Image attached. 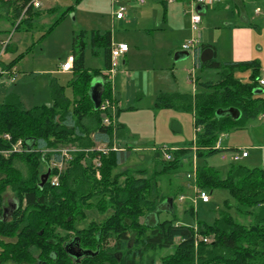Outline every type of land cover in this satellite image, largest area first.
I'll return each mask as SVG.
<instances>
[{
  "label": "trees",
  "instance_id": "16d2710c",
  "mask_svg": "<svg viewBox=\"0 0 264 264\" xmlns=\"http://www.w3.org/2000/svg\"><path fill=\"white\" fill-rule=\"evenodd\" d=\"M31 1L0 0V10L7 14L15 31L23 24L31 30L29 21L42 12L41 8L29 7L20 20ZM160 2L166 4V0ZM257 2L255 6L264 10V0ZM85 37L81 32L73 38L71 99L64 95V87L54 84L50 107L24 109L14 94L0 104V212L8 199L17 204L13 216L0 221V264H155L156 256L173 246L174 251L161 257L160 264H264V169L231 165L227 178L222 180L215 168L195 165V160L223 152L214 149L221 136L245 128L250 119L264 114V98L255 93L260 86L261 66L256 61L220 63L213 59L201 63V52L209 46H199L195 66L218 70L220 80L200 83L203 91L193 95L160 94L155 102L158 110L193 114L194 141L189 147L166 149L169 160L164 157V147L154 148L151 170L117 172L133 148L122 143L130 134L117 123L118 106L109 74L111 32L93 31L90 35L97 50L94 54L103 58L102 68L97 69L85 65ZM15 63L2 66L10 70ZM237 69L251 71V82L236 80ZM98 78L103 81L102 100L109 99L116 106L115 126L104 125L102 112L95 111L91 102V83ZM229 108L241 112L239 120L227 114L217 116L218 110ZM5 135L11 137V142ZM20 140L25 151L5 154ZM115 141L118 150L103 153L95 148L101 144L112 149ZM69 146L95 150L73 154L59 173V186L51 185L50 175L42 184L43 175L56 173V169L49 170L50 162L62 161L59 153L45 151ZM16 162L25 165V176ZM181 175H192L194 179L187 177L176 187L161 190L163 179L177 180ZM194 184L200 190L228 189L236 201L239 218L221 214L209 225L195 220L190 204L184 218L175 215L161 220L164 211L175 214V201L187 195ZM162 205L168 210H160ZM89 208L112 213L101 223L92 222L80 229L78 223ZM151 215L156 216L154 223L141 222ZM70 247L74 252L82 251L81 257L74 256Z\"/></svg>",
  "mask_w": 264,
  "mask_h": 264
},
{
  "label": "rangeland",
  "instance_id": "374dc122",
  "mask_svg": "<svg viewBox=\"0 0 264 264\" xmlns=\"http://www.w3.org/2000/svg\"><path fill=\"white\" fill-rule=\"evenodd\" d=\"M122 4L127 6L125 19L132 18V16L135 17V13L131 11L132 4L130 3L128 6L126 0H120L115 7H113L111 0H60V3H58V10L54 14L44 17L46 13L41 12L39 16H34L32 20L29 21V26L32 28L31 30L27 29L28 25L23 24L20 29L15 31L11 23L0 22V37L2 39L9 36L10 32L11 34L13 33L10 41L12 48L2 55L1 61L7 65L16 61L11 70L12 72L16 71L17 76L15 82H11V79L7 74L0 77V83L4 84V86L0 85V104L5 103L7 97L14 94L18 96L24 109L30 110L37 106L50 107L53 104L52 88L54 83L64 87V95L66 98L71 99L72 90L69 84L72 79V74L71 72L66 75L58 73V67L63 62L60 58L64 56L67 59L68 56L73 54L74 35L84 32V35L86 36L84 48L85 65L88 69L101 68L103 66L102 57L94 54L97 50L91 44V30L107 28L109 25L111 26V23L105 25V20H110L112 15L116 18V11L119 7L124 6ZM222 11L227 15H232L235 11V7H227ZM62 16L63 19L55 26V28L49 34L45 35L44 33L46 30H48V28ZM187 19H189V17H187ZM106 30L111 32L112 26ZM262 30V36L259 32H255L257 36H260L261 40V44L259 45L261 51L258 52V50H255V55L260 57L258 61L261 64V69L264 67V28ZM201 33L202 26L199 27L197 34L199 35ZM191 38L192 35L189 40ZM226 40L227 39H225V41ZM16 47L17 50L15 49ZM75 49L79 51V48L75 47ZM218 51V57L216 60L219 62H225L227 58H230L229 55L230 52H232V48H230L229 44L223 43L218 47ZM149 55L150 52L146 56L147 60ZM158 57L161 59V62H163L159 63L158 70H153V68H151L152 65L146 67L152 72L150 75L153 74V77L150 75L149 77L145 73H140L142 77L138 75V84L133 82V85H131V79L126 83H122V85L125 86L122 90L132 92L133 89V107L136 108L133 110L121 109L124 106H128L126 103H122L123 106L119 105L118 108L117 123L125 125L134 137L123 142L124 145L133 148V151H131L129 159L120 166L117 172H124L127 169L151 170L154 166V162L151 160L154 148L164 147L166 149H171L177 147H189L195 138L194 118L191 113L181 111L176 112L171 109L157 110L155 108L156 98H154L152 105H149V99L147 98L148 95L143 98L139 95L137 99L135 95L141 90V88L149 95L153 93L155 94L161 90L162 92L167 93L180 92L194 94L195 92H200L202 89L189 82V85H185L187 86L186 88L180 86L179 91L177 87L172 89L171 85H173V77L175 76L176 79H179V76L184 75L185 79L188 77L189 80L190 76H193V78L213 82H217L220 79L218 70L196 68L193 65V58L190 55L181 61H175L173 58L171 64L175 65V67L171 70H163L162 67L166 66L164 64L166 57L161 55ZM140 60L141 57H139L137 62H140ZM118 64V67L114 70L113 83L115 74L121 70V63L118 62ZM250 76L251 71L249 70L244 71L237 69L234 72L235 79L243 83H250ZM257 90H262L260 95L264 98V87L259 86ZM221 140H223L224 145L229 148L228 151L223 152L227 157L226 160L222 159L223 153L220 152L206 158L195 160V165H206L215 168L222 180L227 178L231 165L240 164L249 169H264V121L262 115L250 119L245 128L241 130H233L224 134L221 136ZM114 145L117 148L118 142L115 141ZM123 147L124 146H122V148ZM95 148L97 150L108 149L101 144L96 145ZM95 148L83 150L74 146H69L59 149H49L45 152L68 149L74 152V155H78V153L83 151V153L92 152ZM236 149L246 151L249 157L247 159L233 162L230 158L231 151ZM15 166L24 176L27 174L26 167L23 163L16 162ZM65 167L63 169H65ZM58 173L59 171H56L57 176ZM186 178L185 175H181L177 180L172 178L171 180L163 179L160 183L161 190L166 192L165 190L169 188L170 185L176 187L177 184L185 182ZM203 191L209 196L208 203H203L197 198L195 199L194 190L190 187L187 195H181V197L175 201V214L165 212L164 210L168 209L165 205H162L160 206V210L164 212L161 213L159 218L161 220L171 219L175 215L178 218H184V210L190 204L194 207L195 220L202 221L209 225H212L221 214H229L235 219L239 218L235 208L236 201L228 189L208 188ZM12 195L13 194L9 191V198H11ZM84 213L85 218L81 219L78 223L80 229L86 228L92 222L101 223L102 220L112 212L107 211L105 214H102L96 208H89L84 210ZM155 218V215H151L147 220L142 218L141 222L152 224L155 222ZM174 248L175 246L165 249L162 253L158 254L156 256L155 264H160V258L166 254L172 253Z\"/></svg>",
  "mask_w": 264,
  "mask_h": 264
},
{
  "label": "crops",
  "instance_id": "0c3cea01",
  "mask_svg": "<svg viewBox=\"0 0 264 264\" xmlns=\"http://www.w3.org/2000/svg\"><path fill=\"white\" fill-rule=\"evenodd\" d=\"M126 2L128 3V6L130 3L132 4L131 11L135 13V17L132 16V18L125 19V16L123 19H117L112 15V18L110 20H105V25H109V23H111L112 46L126 44L129 47L128 52H126L119 58L118 62L121 63V70L115 74L114 83L112 76L111 82L113 86V97L117 103L118 108L119 105L123 106L122 103H126V105L128 106H124L121 109L133 110L134 108H136L133 107L134 91L133 89L132 92H129L128 90H122L123 88H125L122 83H126L131 79V85H133V82L135 84H138V75L142 77V73H145L147 76L152 73L148 70V68H146L147 66L152 65L151 68H153V70H158L159 63L161 62V59L158 57L159 55L166 57L164 61V64L166 66L162 67V69H173L175 67V65L171 64L173 58L175 59V55L178 52L184 51L183 45L189 40L192 32L190 29V21L189 19H187L189 15L186 14V0H177L172 4L166 3L165 5H163L160 0H126ZM58 3H60V0L45 2L40 10L46 13L44 17L54 14L58 10ZM257 3H259L257 2V0H219L217 4L208 7L198 5L196 9L202 17V21L200 24V27L202 26V33L199 34V46H209L210 48H212L214 50V59H216L219 52L218 47L223 43H226L229 44L230 48H232V52H230V58H227L225 62L220 63L256 61L261 66L260 62L258 61L260 57H258V55H255V50H258V52L261 51V47H259V45L261 44V40L260 36H257L255 32H259L262 36V29L264 28V10L258 6H255L257 5ZM232 6L235 7L236 11H234L232 15H227L222 11L227 7ZM123 7L127 8L126 5H124ZM256 9H260L261 13L256 14ZM0 22L10 23L7 14L2 10H0ZM111 26L109 25L107 26V28L102 29L98 28L99 30L92 29L91 31L108 32V30L106 29H109V27ZM225 39L227 40L225 41ZM1 40L3 39L0 37V41ZM11 48L12 47L10 44L9 49ZM15 49L17 50V47ZM149 52L150 55L147 60L146 56ZM72 56L73 54L68 57ZM190 56H192L193 65L195 66V56ZM139 57H141V60L140 62H137ZM60 59L63 60L62 63H64L68 58L66 59L64 56H62ZM101 59L103 62V58ZM2 64L7 65L5 63ZM60 66L58 67V73L65 75L69 74L61 72ZM262 69H264V67ZM150 76L153 77V74ZM95 80L96 82H103L100 78ZM188 82L202 89L199 84L209 81L193 78V76H190L189 80L188 77H186L185 79L184 75L179 76V79H176V77L174 76L172 79L173 85H171V88L175 89L177 87L179 91V87L182 86L186 88L187 86L185 85H189ZM0 85L4 86L3 83H0ZM196 93L199 92H195L194 94ZM160 94L193 95V93H167L162 92V90L156 92L155 94L153 93L149 95L146 94V92L141 88V90L138 91L135 96L138 99L139 95L142 96V98L148 95L147 98L149 99V105H152L154 98L157 99ZM174 111L177 112L179 110ZM119 125H122L126 128V130L130 134V138L134 137L131 135L130 130L125 125ZM125 140L128 139H124L122 143L125 142ZM221 143L222 148L228 151L229 148L224 145L223 140H221Z\"/></svg>",
  "mask_w": 264,
  "mask_h": 264
},
{
  "label": "built area",
  "instance_id": "2783aa9c",
  "mask_svg": "<svg viewBox=\"0 0 264 264\" xmlns=\"http://www.w3.org/2000/svg\"><path fill=\"white\" fill-rule=\"evenodd\" d=\"M47 1H53V0H32L30 2V4L24 9L23 13H22V17L20 18V20L22 18L25 17V13L27 12V9L29 7L31 8H35V9H40L43 4ZM120 0H111L113 7H115L116 4L119 3ZM177 0H166L167 4H172L174 2H176ZM187 1V12L186 14L189 15V19H190V28H191V32H192V38L183 45V50L188 52L189 55H193L195 56V52L196 49L199 47V35L198 30L202 21V17L201 14L197 11L196 7L198 5H203V6H212L214 4H217L219 2V0H186ZM125 12H126V8L121 6L117 9L116 11V18L117 19H123L125 17ZM256 14H260L261 10L260 9H256L255 10ZM20 20L18 21V23L20 22ZM17 23V24H18ZM13 34V33H12ZM12 34L11 32L9 33V36H7L5 39L0 41V77L7 74L9 76V78L11 79V82H15L17 80V76H16V71L12 72V70H7L3 68V62L1 61L2 55L5 54L8 50V47L10 46V41L12 38ZM129 47L126 44H120L118 46H112V50H111V70L109 72L111 78L114 74V70L118 67V60L119 58L124 55L126 52H128ZM73 57H68L67 61L62 63L60 66V71L63 73H70L73 69ZM259 84L261 87H264V69L262 70V77L259 80ZM100 111L102 112V118H103V124L106 126L112 125L115 126L116 124V118H115V112H116V106L112 104V102L109 99H105L101 101V105L99 107ZM109 113L111 115H109ZM262 119L264 121V114H262ZM4 138L8 141L11 142V137L9 135H5ZM22 140L18 141L16 144H11V148L8 149L7 151H4L5 154H11V153H22L23 151H25V149L23 150L22 147ZM215 150H223V152H225V150L222 148V143H221V139H219L217 145L214 148ZM108 150H118L116 148V146L114 145L112 147V149H98L99 152H103V153H107ZM166 148L163 149V153H164V157L166 160L170 159L169 154L166 152ZM54 153H59L62 158V161L57 163L55 161H51L49 164V170L51 172L54 171V169H56V171H59V173L62 171V169L65 167V165L71 161L74 152L68 150V149H62V150H56L53 151ZM222 152V153H223ZM248 157V153L244 150H240V149H236L231 151V160L233 162H237L240 161L241 159L247 158ZM222 159L226 160L227 157L226 155L223 153L222 155ZM59 173L58 176L56 175V173H54V175L52 176L50 173V181H51V185L52 186H59ZM188 179H194V176L192 175H188L187 176ZM192 189L194 190L195 193V199H200L203 203H208L209 202V196L207 195V193L203 190H200L197 188V186L194 184L192 186ZM183 199V198H181ZM207 241V240H205Z\"/></svg>",
  "mask_w": 264,
  "mask_h": 264
},
{
  "label": "water",
  "instance_id": "95a60500",
  "mask_svg": "<svg viewBox=\"0 0 264 264\" xmlns=\"http://www.w3.org/2000/svg\"><path fill=\"white\" fill-rule=\"evenodd\" d=\"M188 56H189L188 52L180 51L175 55V60L179 61L181 59L187 58ZM213 59H214V50L212 48L210 47L206 48L205 50L201 52V55H200L201 63H206ZM255 93L261 94L262 90H257L255 91ZM102 94H103V82L102 83L96 82V80L94 79L93 82L91 83V87L89 90V96H90V99L94 106L95 111L99 110V107L102 101ZM226 114L231 116L234 120H239L241 117V112L236 108H229L227 110L220 109L217 111V116L219 117L226 115ZM49 175H50V172L42 176V184H45L47 182ZM83 253L86 254L87 251H83ZM72 254L76 256L77 258H79L82 255V251L73 252Z\"/></svg>",
  "mask_w": 264,
  "mask_h": 264
},
{
  "label": "flooded vegetation",
  "instance_id": "af4514ba",
  "mask_svg": "<svg viewBox=\"0 0 264 264\" xmlns=\"http://www.w3.org/2000/svg\"><path fill=\"white\" fill-rule=\"evenodd\" d=\"M16 206L17 204L15 201H11L10 199H8V201H6L5 208L2 209V212H0V221L9 220L13 216ZM68 250L71 253L75 251L73 247L68 248Z\"/></svg>",
  "mask_w": 264,
  "mask_h": 264
}]
</instances>
